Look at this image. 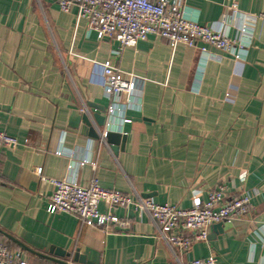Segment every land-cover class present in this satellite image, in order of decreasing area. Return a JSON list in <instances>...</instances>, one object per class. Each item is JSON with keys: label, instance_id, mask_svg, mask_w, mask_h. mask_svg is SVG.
I'll return each mask as SVG.
<instances>
[{"label": "crops", "instance_id": "1", "mask_svg": "<svg viewBox=\"0 0 264 264\" xmlns=\"http://www.w3.org/2000/svg\"><path fill=\"white\" fill-rule=\"evenodd\" d=\"M235 5L238 14H264V0H182L201 25L229 15L234 39ZM118 47L89 32L76 7L63 12L57 0H0V130L22 144L0 149V243L29 264L70 261L50 253L54 247L79 251L92 264H187L212 254L216 264H264V21L236 59L211 48L203 64L198 50L173 48L155 35L121 55ZM107 65L142 89L141 110H127L129 122H109L126 137L118 154L107 141L69 128L72 110L108 108ZM37 168L83 187L97 177L105 187L180 208L192 205L194 193L205 199L218 188L228 197L258 195L223 234L173 253L149 216L133 208L115 210L129 226L111 231L48 213L54 188L40 181Z\"/></svg>", "mask_w": 264, "mask_h": 264}, {"label": "built area", "instance_id": "2", "mask_svg": "<svg viewBox=\"0 0 264 264\" xmlns=\"http://www.w3.org/2000/svg\"><path fill=\"white\" fill-rule=\"evenodd\" d=\"M57 3L63 12L76 7L79 18L88 23L89 32H94L99 40L116 41L119 44L118 55L155 35L168 41L173 48L184 45L189 50H198L204 58L203 64L207 62L211 48L236 59L239 51L252 45L255 23L264 21V14H238L237 6H233L231 10L239 32V37L234 39L229 35L228 28L232 23L229 15L218 22L201 25L187 16L182 0H57ZM104 75L105 96L110 103L106 109L108 121L120 116L129 122L126 111L141 110L139 99L142 89L136 86L135 80H127L116 66H105ZM102 141L105 142V135ZM20 146L22 144L16 137L0 130V149ZM87 163L83 161L80 166ZM69 169L72 170L73 166ZM35 174L41 182L54 188L48 213L67 214L79 218L89 227L111 231L129 226L127 219L119 217L115 210L133 208L149 216L173 253L175 250L185 253L194 243L208 242L209 230L216 224L242 219L258 195L257 192L246 191L239 196L228 197L225 188H218L207 192L205 199L194 193L192 205L180 208L105 187L97 177L83 187L73 179L48 178L43 175L42 168H37ZM101 205L106 207L105 211H101ZM216 263L217 257L212 254L187 264ZM0 264L29 263L23 260L21 252L0 243Z\"/></svg>", "mask_w": 264, "mask_h": 264}, {"label": "water", "instance_id": "3", "mask_svg": "<svg viewBox=\"0 0 264 264\" xmlns=\"http://www.w3.org/2000/svg\"><path fill=\"white\" fill-rule=\"evenodd\" d=\"M87 106L88 108H95L96 110H98V112L91 115L90 113L82 109L72 110L69 117V128L74 130L81 129L84 132V135L94 140H100L105 135V141H107V143L112 146V150L114 151V153L118 154L120 150V140L125 142L126 137L121 136V134L115 132L112 128H110L111 123L109 124V121L107 119L105 106H96L91 103H88ZM123 146L121 149H123ZM226 224L227 222H222L214 225V233L211 234L208 239L212 240L216 237V235L223 234L225 232ZM19 245L24 250L33 252V250H30L24 244L19 243ZM50 253L55 254L56 256L61 258L70 259V263L56 260L61 264H92L87 260L86 256L81 255L79 251L72 255L64 252L60 248L54 247L51 248Z\"/></svg>", "mask_w": 264, "mask_h": 264}]
</instances>
